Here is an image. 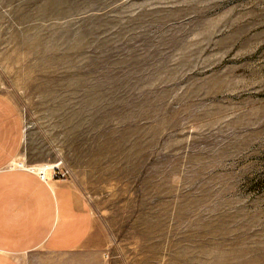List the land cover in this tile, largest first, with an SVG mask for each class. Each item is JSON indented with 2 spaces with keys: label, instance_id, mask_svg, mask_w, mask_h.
Here are the masks:
<instances>
[{
  "label": "rangeland",
  "instance_id": "rangeland-1",
  "mask_svg": "<svg viewBox=\"0 0 264 264\" xmlns=\"http://www.w3.org/2000/svg\"><path fill=\"white\" fill-rule=\"evenodd\" d=\"M0 91L103 246L25 264H264V0H0Z\"/></svg>",
  "mask_w": 264,
  "mask_h": 264
},
{
  "label": "crops",
  "instance_id": "crops-1",
  "mask_svg": "<svg viewBox=\"0 0 264 264\" xmlns=\"http://www.w3.org/2000/svg\"><path fill=\"white\" fill-rule=\"evenodd\" d=\"M24 119L17 105L0 91V264H25L23 255L42 250L69 255L98 253L96 223L86 196L69 179L41 177L19 163Z\"/></svg>",
  "mask_w": 264,
  "mask_h": 264
},
{
  "label": "bare ground",
  "instance_id": "bare-ground-1",
  "mask_svg": "<svg viewBox=\"0 0 264 264\" xmlns=\"http://www.w3.org/2000/svg\"><path fill=\"white\" fill-rule=\"evenodd\" d=\"M52 15L51 12H48V16ZM79 81V80H78ZM88 102V101H87ZM90 105V104H88ZM85 109V108H84ZM87 112V111H86ZM80 113V112H79ZM81 114V113H80ZM79 114V115H80ZM89 123V122H88ZM61 162L57 161V162H51V163H47V162H42V163H36L33 166H28L30 168H32L33 170H35L36 172L38 171L41 174H44L46 172L47 169H51L52 167H56L59 166Z\"/></svg>",
  "mask_w": 264,
  "mask_h": 264
},
{
  "label": "built area",
  "instance_id": "built-area-1",
  "mask_svg": "<svg viewBox=\"0 0 264 264\" xmlns=\"http://www.w3.org/2000/svg\"><path fill=\"white\" fill-rule=\"evenodd\" d=\"M57 169L58 168H55V167H53L52 169H47L44 174H41L40 173V175H41V177L44 178V177H46V175L48 174V172H50L51 178L52 177L53 178H58V177L63 178L64 174L61 173V172H59Z\"/></svg>",
  "mask_w": 264,
  "mask_h": 264
}]
</instances>
